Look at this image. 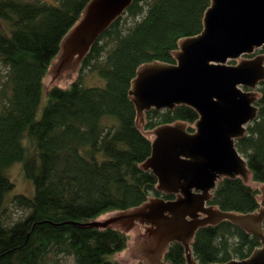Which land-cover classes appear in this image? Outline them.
Wrapping results in <instances>:
<instances>
[{
  "label": "trees",
  "instance_id": "obj_1",
  "mask_svg": "<svg viewBox=\"0 0 264 264\" xmlns=\"http://www.w3.org/2000/svg\"><path fill=\"white\" fill-rule=\"evenodd\" d=\"M92 1L0 0V66L6 70L0 81V264H56L61 256L74 264H122L110 256L127 249L130 235L91 224L151 198L174 199L144 168L153 154L150 133L177 124L193 132L200 115L178 105L145 110L142 121L131 91L145 66L178 64L182 42L205 31L213 0H133L82 61L81 72L90 68L105 85L86 87L81 76L68 88L55 85L39 117L49 71ZM257 91V118L236 141L251 181L219 182L209 206L223 213L246 216L264 208V80ZM16 163L34 187L32 197L10 196L15 185L8 171ZM11 206L25 211L24 218L11 222ZM262 246L258 236L223 221L199 229L190 249L198 264H227L250 259ZM164 262L188 264L185 246L171 244Z\"/></svg>",
  "mask_w": 264,
  "mask_h": 264
},
{
  "label": "water",
  "instance_id": "obj_2",
  "mask_svg": "<svg viewBox=\"0 0 264 264\" xmlns=\"http://www.w3.org/2000/svg\"><path fill=\"white\" fill-rule=\"evenodd\" d=\"M132 1L93 0L66 39L53 77L60 67H72L77 55L84 59ZM263 47L264 0H213L205 31L182 42L176 54L178 64L145 66L134 81L131 94L139 110H172L187 105L200 115L196 133H188L183 124L156 129L153 154L144 165L158 177L160 191L181 193L182 197L157 198L115 221L143 219L150 223L143 235L147 261H163V250L181 242L188 264H198L190 249L197 231L229 220L258 236L263 248L248 260L227 264H264V208L246 216L206 208L221 180L249 178L247 162L238 152L236 141L257 118L258 93H246L243 88L255 89L264 80V55L227 63L253 55Z\"/></svg>",
  "mask_w": 264,
  "mask_h": 264
},
{
  "label": "rangeland",
  "instance_id": "obj_3",
  "mask_svg": "<svg viewBox=\"0 0 264 264\" xmlns=\"http://www.w3.org/2000/svg\"><path fill=\"white\" fill-rule=\"evenodd\" d=\"M24 1L27 2V1H35V0H24ZM40 1H44L52 5L58 4V0H40ZM260 50H257L256 53L253 54V59H248L246 56H243L237 60H232L227 64L255 60L256 58H258V54H260L259 53ZM76 60L77 58H73L72 67H60V72H58L54 77L53 75H54L57 59L53 63L51 70L49 71V74L45 80V88L43 90L41 105L39 108V117H41L44 106L46 105L48 98V91L55 85L60 86L62 88H68L80 76L83 78L84 86L86 87H103L105 85V80L97 72H91L90 68L84 70L82 73L81 66L83 59L77 61ZM5 76H6V70L4 67L0 66V81L3 80ZM255 89H256L255 93H258L257 91L258 87ZM251 93H253V89ZM139 114L140 117L142 118V121H144L143 120L145 116L144 110H139ZM183 125L185 127V130L188 131V127L190 125L188 124H183ZM192 128H193V132L196 133L197 124L195 123L194 125H192ZM154 132L150 133L153 141L156 138ZM8 176L15 185V189L11 192L10 196L23 194L28 197H32L34 195V187L22 175V165L20 163H16L10 168V170L8 171ZM250 178H251V174H249V178H247V181L250 182L251 181ZM261 197L264 198V187H263V194L261 195ZM132 212L129 213L111 212L103 215L96 221V223L101 226L120 228L121 230H124L126 233L130 235V242L128 244L127 249L121 253L110 256V259L118 260L122 264H134L138 262H143L144 264H165L164 259L163 261H147L146 259L143 249V235H144V227H150V224L147 221H144L143 219H132L131 221L123 220V221L115 222L116 219H119L124 215H129ZM8 214L11 222H17L20 219L24 218L26 212L18 210L11 206L9 207ZM56 264H74V261L70 257L61 256L59 258V262Z\"/></svg>",
  "mask_w": 264,
  "mask_h": 264
},
{
  "label": "crops",
  "instance_id": "obj_4",
  "mask_svg": "<svg viewBox=\"0 0 264 264\" xmlns=\"http://www.w3.org/2000/svg\"><path fill=\"white\" fill-rule=\"evenodd\" d=\"M163 194H165V195H171V196H173L174 198H181L182 197V194L180 193V194H168V193H165L164 191H161ZM214 193V192H213ZM213 193L212 194H210L211 196H213ZM155 199H157V198H153V199H151L147 204H149L150 202H152V201H154ZM207 207H211V206H209V201H207L206 202V208ZM146 221V220H145ZM223 221H229V220H223ZM223 221H221V222H223ZM221 222H219V223H221ZM149 223V222H148ZM218 223V224H219ZM181 243V242H180ZM182 244V243H181ZM169 248V247H168Z\"/></svg>",
  "mask_w": 264,
  "mask_h": 264
},
{
  "label": "flooded vegetation",
  "instance_id": "obj_5",
  "mask_svg": "<svg viewBox=\"0 0 264 264\" xmlns=\"http://www.w3.org/2000/svg\"><path fill=\"white\" fill-rule=\"evenodd\" d=\"M75 58H79V59H82L83 57H81V56H79V55H77ZM263 80H261L260 82H259V84L262 82ZM258 84V85H259ZM258 85H257V87H258ZM255 92H256V89H253V95H255ZM255 98H256V96H255ZM161 247H163L162 245H161ZM262 248H263V246H262ZM163 249V248H162ZM164 252L163 253H165V250H163ZM162 253V255H163V257H164V254Z\"/></svg>",
  "mask_w": 264,
  "mask_h": 264
},
{
  "label": "bare ground",
  "instance_id": "obj_6",
  "mask_svg": "<svg viewBox=\"0 0 264 264\" xmlns=\"http://www.w3.org/2000/svg\"><path fill=\"white\" fill-rule=\"evenodd\" d=\"M91 226L96 227V228H102V229H105L107 227V226L106 227L105 226H101V225L97 224L96 222L92 223ZM108 227H110V226H108Z\"/></svg>",
  "mask_w": 264,
  "mask_h": 264
}]
</instances>
